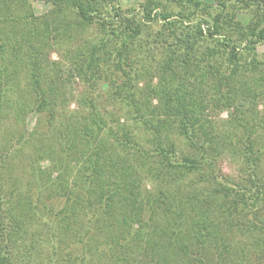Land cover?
<instances>
[{"label": "trees", "instance_id": "1", "mask_svg": "<svg viewBox=\"0 0 264 264\" xmlns=\"http://www.w3.org/2000/svg\"><path fill=\"white\" fill-rule=\"evenodd\" d=\"M33 1L0 0V122L9 106L18 121L35 113L56 128L59 151H38L34 169L40 192L63 183L51 194L66 201L56 213L60 222L44 220L38 197L4 191L0 184V264H25L22 245L36 219L50 226L54 238L55 228L70 238L77 220L82 264H263L264 256L256 254L264 249V237L234 248L232 234L235 228L264 232V117L256 102L264 99V53L261 59L257 52L264 43V0H143L139 17L124 14L121 0H43L50 6L44 15L35 13ZM241 10L252 12L248 24L237 19ZM160 20L163 29L155 37H141ZM93 22L101 27L99 39L80 49L76 60L86 64L76 70L88 75L92 90L98 79L111 85L124 73L116 78L122 83L115 85L114 99H129L128 119L151 134L145 141L116 118V107L102 110L94 96L82 97L91 104L87 112L60 121L64 129L53 123L65 100L66 72L71 77L74 71L49 58L46 47ZM157 44L159 58L148 63L146 55L141 72L124 69L144 62L139 48ZM245 54L251 68L240 66ZM110 57L114 71L100 62ZM210 105L232 109L231 121L223 124L227 129L210 119ZM165 127L184 138L187 154ZM227 151L243 159L244 177L237 182L218 166ZM12 152L0 154V172ZM48 156L53 165L45 177L39 164ZM197 172L210 187L200 190L205 198L197 196L199 204L171 188ZM214 201L226 212L222 222L214 216L216 204L209 214L200 208ZM44 206L54 214L52 205Z\"/></svg>", "mask_w": 264, "mask_h": 264}, {"label": "rangeland", "instance_id": "2", "mask_svg": "<svg viewBox=\"0 0 264 264\" xmlns=\"http://www.w3.org/2000/svg\"><path fill=\"white\" fill-rule=\"evenodd\" d=\"M142 1L143 0H121L120 4L123 7L124 14L128 15L133 12L137 17H139L141 14L140 2ZM163 1L167 3V1L169 0ZM32 4L33 9L37 15H44L50 10V6L43 0H35ZM118 6L119 4H116V7ZM158 10H161V8ZM251 18L252 12L249 11L241 10L237 14V19L240 20L243 24H248ZM163 22V20H160L158 22L151 23L148 29L143 32L141 37L144 39L155 37L157 32L163 29ZM100 31L101 27L98 25V23L93 22L88 26L80 27L76 31V36L72 37L70 40L68 39L64 42H56L55 40L50 39L51 41L46 47L48 57L52 60L60 62L61 65L64 64L66 67L74 71V76L71 77L69 72H66L68 73L66 81L67 86L61 94V99L65 100H60V102L58 103L57 109H59V114L61 115H58V118L55 119L53 123L60 129L62 127L60 122L61 120H65L66 118L74 120L81 113L87 112V109L88 107H91V104L89 101H84L82 97L86 96L93 98L94 96L97 100V104L101 107L102 110L104 107L109 109V111H112V107H116L118 109L116 118L121 117V122L125 124L127 123L132 126V129L134 130L138 138L145 141L146 139H149L151 137V134L146 131L140 123H136L134 120L128 119V104L130 102L129 99H127V101H115L114 99L115 97H117L116 90L118 89L115 87V85L120 86V84L122 83L121 81H119L120 79L117 80L116 78H118L117 76L120 75L123 76L124 73L122 71H119V74H117L116 77L113 78L114 80H116V84L113 82V79L111 81V85L107 83H99L100 79H98V85H96L92 90L91 86L89 85L90 81L84 79V77L86 78L88 75L81 76L82 73H78L80 70H76L78 69L77 67H85L86 64L80 63L78 62V60H76L80 49H85L88 44L90 45V41H93L97 37L99 39ZM163 38L164 36H161L160 40H163ZM42 41L43 40L41 39V42ZM158 46L159 44L154 45V47L144 45L142 48H139V52L142 55L144 62L138 63L136 67L133 68L125 65L124 69H130L132 73L141 72L142 65L148 66L145 61L146 55H148L146 56V58L148 59V63L149 61L153 62L154 58H159L161 50L156 49ZM219 47H221L222 51L227 52L222 46ZM149 48L152 49V54ZM244 52L245 51L243 50L242 53ZM257 52L261 56L260 58L263 59L262 56L264 53V43L257 46ZM97 55L98 54H96V56ZM226 56L227 53L222 54L223 59ZM239 58V63L241 64L240 66H244L247 63L250 64L251 62V56H248L246 54L243 56L240 55ZM114 59V57H110L107 59H102L100 62H104L106 68L110 70L112 69V71H114ZM249 67L251 68V64L249 65ZM104 69L105 68L103 66V74L105 72ZM151 71L156 70L154 69ZM244 73L251 75L252 77L260 75L259 71H244ZM48 74L51 76L53 73L48 72ZM144 77L145 76H143L141 82H139L141 83L142 87L144 85V82H146L144 80ZM122 79L124 80V77H121V80ZM154 81H157L156 77L154 78ZM256 102L259 106V117L262 118L264 117V99L261 97H257ZM154 103H157V100H155ZM250 106L251 103H245L244 105L245 108H248ZM107 111L108 110H104V112L106 113ZM231 112L232 109L228 110L222 107L214 108V105H210L207 108V113L210 119H212V121L214 122L221 123V128L223 129H227V127L223 125L224 122L231 121ZM5 113V117L0 122V154L5 153L7 150L13 152L9 156V163L7 162L5 164V167L2 168L0 172V184L3 186V189H5L4 191L10 192L12 190L16 191V189H18L17 192H20L21 194H29L33 198L38 197L40 200V205L45 212L44 220H58L56 222H60L61 216L60 218H58L56 216V213H58L59 210L65 206L66 198L51 194V191L52 189H55L56 192H59L60 187L63 183L57 184L55 187H51L50 185L49 189H47L46 187H42V191L40 192L38 181H36V179H38L36 177L37 171L34 169V159L37 157L38 151H59V144L57 139L58 135L54 130L56 128H54V126H50L45 119H42L41 116L35 113L27 115L24 118V121L16 120L13 109H10L9 106L7 107ZM106 116H108V114ZM62 128L64 129V127ZM165 128L166 131L169 132L170 137L178 143L180 149H182V151L187 154L188 149L185 145L184 138L180 136L177 131H173L171 128ZM260 132L262 133L263 129ZM34 145L38 147L35 148ZM19 147H22L21 150L15 153V151ZM51 156H53V154ZM52 158L53 157L50 156L45 157L39 164L41 166L40 169L43 171V176L45 177H47L48 172L52 169ZM218 166L222 169V172L224 174L230 176L236 182L244 177L243 159L239 154H235L232 151H227L219 157ZM260 169L264 171V159L261 162ZM56 175L57 173L54 174V176ZM200 176L201 175L198 172L191 173L185 178L181 179L178 184H173L171 188L177 191H181L186 196H189L187 200L191 201V199L194 198V200L198 203L199 199L197 198V196L205 198L203 195L201 196V194H199L200 190L210 188L207 182H204L200 179ZM214 202L211 205L205 204V206H202L200 204V208H204L209 214L213 205L216 204L218 207L221 204V201ZM202 203L205 202L202 201ZM45 204L52 205L54 207V214L47 212V209L44 208ZM218 211L219 213L214 214V216L216 220L222 222V215L225 217L226 212L224 213L220 208ZM248 218H254L253 211L248 214ZM71 219L73 220V218ZM249 219L243 218L241 220L242 222L247 223ZM76 221L73 222L72 226L70 225L69 227V229H71V232H69L68 235H72L70 238L63 234L64 231H60L58 228H55L56 238H54V233L51 230L50 226L40 223L42 222L41 220H34L32 226H30L29 228L30 233L32 234L27 235L28 237L26 238L25 243L22 245V247L25 246L24 255L25 257H27L25 260V264H82L80 262L81 260L79 259V257H81V248L79 246V244L81 243L78 236L79 229L75 231L79 225ZM234 227H237V225ZM234 232L237 233L232 234V244L234 248L241 246L249 240L257 239V241L259 242L258 239H260V237H264V232L262 231H250L245 229L240 231L236 230L235 228ZM73 235L76 236L74 237ZM86 241H88L91 245L95 244V240L86 239ZM99 249L101 253L107 251L105 244H101V246H99ZM259 253L264 256V249L259 248L256 255H258ZM255 257L256 256L254 255V258Z\"/></svg>", "mask_w": 264, "mask_h": 264}]
</instances>
